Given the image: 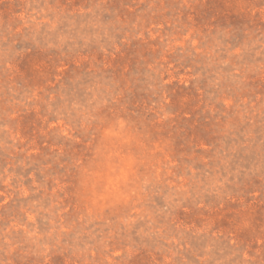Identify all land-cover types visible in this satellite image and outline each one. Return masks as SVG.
I'll return each instance as SVG.
<instances>
[{"label":"rangeland","instance_id":"1","mask_svg":"<svg viewBox=\"0 0 264 264\" xmlns=\"http://www.w3.org/2000/svg\"><path fill=\"white\" fill-rule=\"evenodd\" d=\"M0 264H264V0H0Z\"/></svg>","mask_w":264,"mask_h":264}]
</instances>
